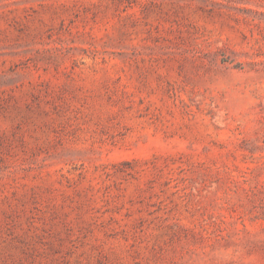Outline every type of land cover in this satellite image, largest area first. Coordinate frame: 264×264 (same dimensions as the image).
I'll return each mask as SVG.
<instances>
[{
    "label": "rangeland",
    "instance_id": "374dc122",
    "mask_svg": "<svg viewBox=\"0 0 264 264\" xmlns=\"http://www.w3.org/2000/svg\"><path fill=\"white\" fill-rule=\"evenodd\" d=\"M0 264H264V0H0Z\"/></svg>",
    "mask_w": 264,
    "mask_h": 264
}]
</instances>
